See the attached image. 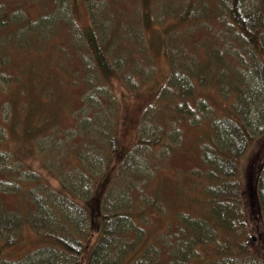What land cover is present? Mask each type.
Here are the masks:
<instances>
[{"label":"rangeland","instance_id":"374dc122","mask_svg":"<svg viewBox=\"0 0 264 264\" xmlns=\"http://www.w3.org/2000/svg\"><path fill=\"white\" fill-rule=\"evenodd\" d=\"M148 1L150 13L156 12L157 16L172 11L174 13L163 16L161 24L155 22L150 29L145 25L149 16L137 8L139 2H144L142 0H91V6L100 15L97 17H102V22L114 20L121 22L123 28H137L139 23L143 43L144 35L148 41L153 38L155 40L158 34L165 38L171 36L166 40L161 39L165 43L162 44L163 48L143 46L134 50L131 47L132 40L125 42L124 54L127 59L123 65L130 70L129 76L125 81L120 76L114 77L110 87L120 99V118L127 121V126L122 125L120 130L123 144L127 148L135 144V147H132L133 151L127 162L121 167L119 165L116 170L105 196V204L109 202L114 205L126 200L135 219L134 227L138 229V233L134 229L133 234L149 236L152 246L150 254L156 255L162 264H171L173 247L178 243L177 240L186 237L188 233L186 230L185 235L183 234V222L198 221L202 225H211L215 220L217 223L220 219H225V214L230 213L226 207L222 211L220 206L214 207L210 201L205 202L206 194L203 191L207 182L202 172L205 168L208 169V164L201 160L200 155L203 156L204 137L213 134L215 130H211L212 125L216 126V120L211 121L209 111L217 117L224 110V103L229 102L224 99L227 94L222 88L214 90L208 87L219 83L224 90H229L230 84L236 81V75L231 74L228 69L234 62L242 63V79L252 81L257 87L263 85L255 80L254 63L259 61V57L252 54L248 47H243L240 41L242 39L232 26L227 11L228 16L225 15V0H203L201 3L197 0ZM25 2L28 15L48 23L56 21L54 30L57 33L52 40L51 37L39 39L31 45L27 43L26 47L11 48L9 64L0 62V78L6 72V75H10L9 78L3 77L0 80V127L1 131L5 128L8 135L5 140L0 135V148L10 152H7L3 161L0 160V187H9V190L0 191V206L4 205L19 213H24L26 209L28 213L36 211L34 197L41 183L38 177L46 181L52 190L60 187L62 179L59 176H64V180L74 179L77 177L76 173L86 170L87 175L84 177L90 181V185L99 178L101 170L93 169L87 162V157L82 158L76 149L80 147L79 137L92 136L89 129L102 122L99 118L103 119L111 111L110 108L113 109L106 90H98L90 95L91 84L86 82L84 64L78 58L80 53L74 52L72 48L75 40L70 33L72 22H68L69 14L66 11H70L74 19L76 34L83 32L85 25L94 24L93 12H90L85 0H71L72 8L69 0H66L64 11L60 7V0H53L56 11L52 16L44 14L45 12L39 14L53 10L51 0ZM187 3L196 6V16L191 20L188 13L186 25H181L180 22L183 21L177 16H183L181 13L186 9ZM173 22H177V25L171 24ZM168 30L173 32L169 35ZM68 37L73 40L69 44ZM83 39L86 40L85 37L80 40ZM58 43L66 44V50L63 49L66 55L59 54ZM167 45L169 48L171 45L182 49V55L174 58L176 66L173 70L163 53ZM129 46L133 49L132 53ZM61 59L65 61L61 62ZM222 68L224 74L217 80ZM171 72L176 91L175 86L170 84L162 92L161 87ZM187 79L190 81L187 82ZM101 82L106 83L104 80ZM183 84L193 88L192 94H188L190 91L186 90L177 91ZM258 94L261 95V92ZM232 95L229 94L231 101L234 100ZM98 97H101L102 103L98 102ZM187 100L196 109L189 115L190 119L180 111L188 109ZM203 102L208 103L209 111L205 110ZM112 103L114 104L113 101ZM150 103L151 110L148 111ZM2 107H6L4 114L1 113ZM31 113L36 117L33 121L29 116ZM4 116L6 120H3ZM27 116L31 120L26 126L27 130L32 131L35 125L41 124L40 133L35 136L22 132L9 134L12 121L20 122ZM181 116L183 117L180 118ZM87 119L90 121L86 125L87 129L83 130L80 126H84L82 122L85 123ZM43 123L45 128L42 127ZM106 123L96 124L94 132L100 133V137L111 134V131L106 134ZM84 132L85 137L82 135ZM255 141L253 139L250 142L240 157L239 179L242 182L239 187L241 186L243 202L249 155L259 142ZM101 142L105 143V140ZM3 162L11 166L8 167ZM46 163L49 168L45 167ZM82 163L87 166L84 170ZM24 166L30 172L39 171L40 175L33 174L30 177V172ZM40 192L43 193L41 190ZM72 214L77 215V209ZM27 226L29 225H22L16 230L14 241L5 245H2L5 241H0L3 264L24 262L40 251L42 239L35 230ZM248 228L251 230L249 225ZM142 236L139 237L140 241L143 240ZM217 243H208L206 247L198 245L191 264L209 263L216 256ZM220 263L218 261L214 264Z\"/></svg>","mask_w":264,"mask_h":264},{"label":"trees","instance_id":"16d2710c","mask_svg":"<svg viewBox=\"0 0 264 264\" xmlns=\"http://www.w3.org/2000/svg\"><path fill=\"white\" fill-rule=\"evenodd\" d=\"M29 1L37 2V0ZM60 1V7H63L62 11H64L66 0ZM142 1L144 2L137 4V8L141 13L149 16V19L145 21L147 28H153L155 22L161 24L163 16L174 13L172 11L157 16L156 12L150 13V4L149 7L147 4L149 1ZM154 1L156 2V0ZM197 1L201 3L203 0ZM225 1V15H227V11L232 26L242 39L239 40L243 47H248L252 54L259 57V61L254 63L255 80L263 87H257L252 81L242 79L240 76L242 63L238 62L228 66L230 73L236 75V81L230 84L229 90H224L219 83L210 84L208 87L214 90L222 88L223 92L227 94L224 99L229 102L228 104L224 103V110L217 114V117L212 111H209L208 103L203 102L205 110L211 114V121L216 120V126L212 125L211 128V130H215L214 133L204 137L203 156L200 155L201 160L208 164V169L205 168L202 172V176L207 182L203 191L206 194L205 202L210 201L214 207L220 206L222 211L226 207L230 213L225 214V219L222 218L217 223L215 220L211 225H202L198 221L183 222L185 225L183 234L185 235L186 230L188 233L186 237L177 240L178 243L173 247L171 264H191V260L196 256L198 245L206 247L211 242H219L217 243L218 251L207 264H214L218 261L221 262L220 264H264V0H254L255 2L246 0L247 3L245 0ZM51 2L53 10L42 11L39 14L45 12L44 14L52 16L56 10L53 0ZM85 2L90 12H93L94 24L85 25L84 31L76 34V24L70 11L67 10L68 22H72V26L68 24L71 28L70 33L75 40L68 37L67 43L73 41L74 52L80 53L78 58L84 64L86 82L91 84L90 95L97 93L98 90H106L113 109L110 108L111 111L106 117L103 116V119L99 118V120H103V123L107 122L104 124L107 130L106 134L109 131L111 134L100 137V133L94 132L97 129L96 124H102V122H98L89 129L92 136L88 135L86 138L84 132L82 135L85 138L79 137L80 147L76 150L82 158L87 157V162L93 169L101 170V174L90 185V181L84 177L87 175V171L84 170L87 166L82 163L84 171L76 173V178L64 180L66 179L64 176H59L62 179L61 185L56 190H52L46 181L40 180L38 177L41 183L35 192V212L32 210L28 213L26 209L24 213H19L11 211L4 205L0 206V241H5L2 245L14 241L17 236H15V232L22 225H29L27 227L37 232L42 239L40 251L32 258L18 264H162L156 255L149 252L152 248L149 236L133 234L134 229L137 233L138 229L134 227L135 219L128 208L127 201L124 200V203H115L114 205L109 202L105 204V196L119 165L121 167L127 162L133 151L132 147H135L134 144L128 149L123 144L120 130L122 125L127 126V121L120 118V99L110 87V82L114 77L120 76L124 78V81L128 79L130 70H127L123 65L127 59L124 54L125 42L132 40L131 47L134 50L143 46L160 48L162 44L165 45L161 39L166 40L171 36L165 38L164 35L158 34L155 40L153 38L148 41L144 35L145 42L143 43L139 23L137 28H132V26L123 28L121 22L114 20L102 22V17H97L100 15L92 8L91 0H85ZM25 4V0H0V62H3L2 64L6 62L9 64L8 55L11 48L26 47L27 43L31 45L33 42H38L39 39L51 37L52 40V37H55L57 33L54 30L56 21L52 20L48 23L42 19L33 18L28 15ZM69 5L72 8L71 0H69ZM186 5V9L181 13L183 16H177L179 20L183 21L180 22L181 25H186L188 13L191 20L196 16V6L192 3ZM173 16L176 17V14ZM171 24L177 25V22ZM171 32L173 31H167L169 35ZM82 37H85L86 43L84 39L80 40ZM65 46L66 44L61 45L60 43L57 45L61 56L65 54L63 52V49L66 50ZM131 47L129 46V49L132 53ZM163 53L168 58L173 70L176 66L174 58L182 55V49L171 45L169 48L167 45L166 51ZM64 61L61 59V62ZM135 70L134 68V72ZM223 72L222 68L217 80L224 74ZM4 75L5 78L10 76ZM173 78L171 72L164 82L163 88L161 87L162 92L165 88L167 90V86L169 87L170 84H173V87L176 85L173 83ZM101 80L106 83H102ZM189 81L190 79H187V82ZM99 87L101 88L97 89ZM182 90L190 91L188 94H192L193 88L183 84L177 91ZM174 91H176V86ZM258 92H261V95ZM183 93L186 94V92ZM229 94H233V101L229 99ZM97 99L99 103H102L101 97ZM186 103L189 110L180 111L184 117L190 119L189 115H192L196 109L190 105V100H187ZM148 105V111H150L152 104ZM3 110L5 112L6 107H2L1 113ZM253 110L255 113H252ZM29 116L32 121L36 119L34 113ZM195 117L197 118V115ZM199 117L202 118V115ZM3 120H6V116L3 117ZM30 121L28 116L20 122L12 121L9 134L16 135L19 132L30 133L34 136L39 134L41 124L32 126L34 128L32 131L27 130L26 126ZM89 121L90 119H87L85 123L82 122L84 126H80V128L87 129L86 125L88 126ZM93 122L95 123L94 120ZM44 123L42 124L43 128H45ZM2 129L3 131L0 127V135H2V140H5L4 138L8 135L5 128ZM253 139L259 142L254 150V147L251 149L253 151L249 155L246 181L243 186L245 197L243 202L241 186L239 187L242 182L239 179L241 176L240 157ZM101 140H105V143H102ZM97 147L100 149H96ZM7 152L0 148L1 161L5 159ZM45 167L49 168L47 163ZM25 170H27L26 167ZM39 173V171L30 172V177L33 174L40 175ZM18 182L20 183V181ZM21 185L24 184L21 183ZM5 190H9V187H0V191ZM18 209L22 210L23 208ZM74 209H77V215L72 214ZM139 235L143 237L142 241H140ZM2 257L3 255L0 253V264L4 263Z\"/></svg>","mask_w":264,"mask_h":264}]
</instances>
